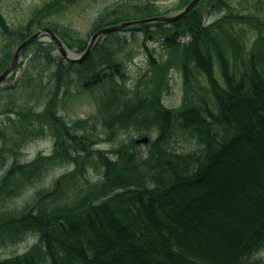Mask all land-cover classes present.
<instances>
[{
	"label": "trees",
	"instance_id": "trees-1",
	"mask_svg": "<svg viewBox=\"0 0 264 264\" xmlns=\"http://www.w3.org/2000/svg\"><path fill=\"white\" fill-rule=\"evenodd\" d=\"M1 1L0 73L10 65L17 45L45 26L71 50L86 49L90 38L55 20L80 0H47L17 26L7 21ZM133 1L105 8L91 33L169 12L161 11L157 0ZM189 2L178 0L175 9ZM254 10L234 11L231 0H201L170 23L131 26L144 32L141 53L146 58V67L134 77L128 64L108 51L116 44V33L101 37L82 63L69 62L61 53L53 57L59 48L52 40L27 45L22 53L33 46L32 63H24L14 89L41 86L45 108L18 105L14 92H3L9 89L1 87L5 80L0 82V106L7 118L0 122V247L19 243L30 233L38 235V242L22 254L0 258V264H261L264 15ZM45 69L53 83L44 82ZM174 70L182 74L184 99L171 108L164 95L171 92ZM72 85L104 94L97 98L98 120L70 122L61 113ZM132 129L158 134L147 158L134 138L116 143V137ZM186 134L197 137L204 157L170 150V143ZM47 135L53 140L51 152L21 160L31 139ZM9 141L13 148L6 147ZM101 143L113 146L103 149ZM65 165L71 167L66 179L58 177L51 187L38 189L34 202L20 210L6 207L26 187Z\"/></svg>",
	"mask_w": 264,
	"mask_h": 264
},
{
	"label": "rangeland",
	"instance_id": "rangeland-1",
	"mask_svg": "<svg viewBox=\"0 0 264 264\" xmlns=\"http://www.w3.org/2000/svg\"><path fill=\"white\" fill-rule=\"evenodd\" d=\"M46 1L47 0H2L1 6H2V11L7 21L12 26H17L23 22H27L32 10H34V8L37 5H41L42 3ZM119 1L120 0H80L77 3L69 4L65 12L59 16H56L55 20L56 22L60 24L65 23V24H69L75 27L81 32L82 38L85 37L89 39L90 36L92 35L91 29L94 25V22L97 20V17L99 16V14L105 8L112 6L113 4ZM147 1L148 0H134L133 2H131V4L144 3V2L146 3ZM157 2L161 7V11L163 12L169 11L167 14L174 13L176 10H178V9H175V7L178 5L177 4L178 0H157ZM231 2H232L234 11H244L248 8H252V9H255L260 15H264V0L257 1L256 3H254L253 0H231ZM122 23L123 22H120L118 23V25ZM130 27L131 26H129L128 28H125L126 30H123V32H119V31L113 32V33H116V35H113L116 37V44L109 46L108 49L110 50L108 51L109 52L113 51V53L115 54V57H117V59L122 64H125V63L128 64V69L131 71V73H133V77H134V73L136 74L139 68L143 69L146 67V58L144 54L141 53L143 49L141 47V43L144 38V32L140 30H132L130 29ZM40 29L41 28L37 29L32 34H34ZM254 38H256V36H253V39ZM38 39H40V41L42 42L50 41V37L47 35H41L39 38L35 40H38ZM110 39L111 38L106 39L104 40V42H108V40ZM250 40H252V36L250 37ZM30 43H28L27 45H29ZM124 43L126 44L125 48L123 49V51H121L119 48H121L122 44ZM20 44L17 45L15 52L17 51V48ZM149 45L150 47H153L155 44L153 42H150ZM88 46L89 45L87 44L86 49L82 51L81 54H83L87 50ZM32 47H30V49L28 50L26 54L21 53L19 60L15 65V68L10 73V75L5 79V82L1 84V87H5V86L9 87L10 91L9 89L7 91H3L5 94L9 92H14L16 96V102L18 105L23 104L24 106H30L32 104H36L37 111H43L45 108V104H44L45 99L43 98L40 92V90L42 89L41 86L33 85L29 88L19 87L17 90L14 89V84L17 83L18 85L17 79H19L21 75H23L22 67L25 66L28 63V61H29V65L32 63L31 60H29L32 54L30 53L32 51ZM34 47H36V45H34ZM157 49L159 50L160 48H157ZM248 49H250V44L248 45ZM15 52H14V55H15ZM135 52L136 54L133 55V53ZM59 53H61L60 49H55V51L53 52V57L58 58ZM72 53L75 55L80 54V52L77 53L75 52V50H72ZM92 53H90L86 59H88ZM133 56L135 58L131 59V57ZM63 57L67 61L73 62L67 59L65 56ZM86 59H83L81 62L86 61ZM37 68L38 69L40 68V70L42 69L40 65H38ZM48 69H49V72H51V68L48 67ZM48 69H45L43 71V79L45 83H47L51 79L48 73ZM178 71L179 70H174L171 73V85H172L171 92L164 95L165 105L171 108L179 107L182 104L183 99H184L183 78H182V74ZM51 81L52 83L54 82L53 79H51ZM33 87L37 88L38 90L36 89L35 91H31ZM81 88H82L81 90H78L76 86L74 85L71 86V91L67 94V96L63 99V101L60 104V111L66 117V119L70 122L76 121L78 119H89L90 122L93 123L94 121L99 119L98 117L99 115L98 105L99 104H98L97 98L100 95L104 96V94L97 89L95 91H86L85 88L83 87ZM28 91H31L32 97L29 96L30 92L28 93ZM97 92H98V95H97ZM40 96L42 97L38 99V97ZM1 102H5V101L3 100ZM209 105L211 107L212 112L215 114V116H217L218 112L216 109V104L212 100L211 97H209ZM3 110L4 108L0 106V122H2L3 119L5 120L7 119L5 116L6 114L2 113ZM212 119L215 120V118H212ZM97 124H99V122H97ZM219 127L220 125L216 124V128H219ZM143 131L145 130L132 129L130 131H126L120 134L118 137H116L117 139L116 143H118L121 139L128 141L134 138L136 139V142L139 143L138 149L142 151V153L145 154L144 158H147V155H149L148 153L150 149V144L152 141H154L157 138L158 134L156 133L155 130H151L150 131L151 135H148V134L142 135L140 132H143ZM219 131L221 134L224 133V131L221 128H219ZM144 136H147L149 138V141L146 143L138 142V139H141ZM12 144L13 143L9 141L8 144H6V147L9 146L13 148L14 144L13 145ZM99 146L103 149H111L113 144L112 143H101ZM52 149H53V140L51 139L50 135H47L43 138L39 137L36 140L31 139L28 142V144L24 146L22 150L23 153L21 154V160L25 162L31 161L33 158L37 156L39 152H50ZM202 149H203V145L198 142L197 137L191 136L189 134L180 135L179 137L175 138V140H173L170 143V150L173 151L174 153H178V154L185 155V156L195 155L196 159L199 156L203 155ZM195 166L196 164L193 163L192 169H194ZM70 169L71 167L68 165L57 167L44 180L32 186L26 187L23 193L19 197H17L15 200L7 204L6 207L9 206L11 210H20L22 207L28 204H31L35 200V193L38 189H41L43 187H51L53 184V181L57 179L58 177L60 179L62 178L66 179V174L70 171ZM90 171H91V176L94 179H96L97 178L96 172L94 170H90ZM6 207H3V208H6ZM37 242H38V237H36V235L34 234H29L26 237V239H24L23 241L19 243L1 246L0 247V258H6V257H10L16 254H21L25 252L27 249L31 248ZM260 258H261V264H264V252L260 255Z\"/></svg>",
	"mask_w": 264,
	"mask_h": 264
},
{
	"label": "water",
	"instance_id": "water-1",
	"mask_svg": "<svg viewBox=\"0 0 264 264\" xmlns=\"http://www.w3.org/2000/svg\"><path fill=\"white\" fill-rule=\"evenodd\" d=\"M200 2V0H191L190 3L188 5H186L184 8L175 11L174 13L168 14V15H161V16H154V17H148V18H142V19H137V20H131V21H125L122 24L119 25H112L109 27H105L102 29H99L97 32L94 33V35L91 38V42L87 48V50L80 55H75L71 52V50H69L65 43L63 42V40L53 31V29H51L50 27H43L40 30H38L37 32H35L34 34H32L31 36H29L28 38H26L17 48V51L15 52V55L12 59V62L10 63V65L0 74V82L3 81L15 68L16 63L19 60V57L22 53V50L24 49V47L30 43L31 41L39 38L41 35L47 34L49 36H51L58 44L59 47L63 53V55L71 60V61H77L80 62L83 59H85L89 53L92 50V47L94 45V43L98 40V38L103 35V34H107L110 32H114V31H120L128 26H132V25H141V24H149L155 21L158 22H171L174 20H177L181 17H183L184 15H186L187 13H189L193 8L196 7V5ZM74 55V56H73ZM149 138L147 136L138 139V142H148Z\"/></svg>",
	"mask_w": 264,
	"mask_h": 264
},
{
	"label": "bare ground",
	"instance_id": "bare-ground-1",
	"mask_svg": "<svg viewBox=\"0 0 264 264\" xmlns=\"http://www.w3.org/2000/svg\"><path fill=\"white\" fill-rule=\"evenodd\" d=\"M202 151H203V149H202ZM202 156L204 157V152H203V155ZM202 156H199L198 158H202ZM16 255H18V254H16ZM16 255H13V256H16Z\"/></svg>",
	"mask_w": 264,
	"mask_h": 264
}]
</instances>
